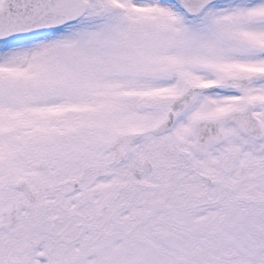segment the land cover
<instances>
[{"label":"snow or ice","instance_id":"6c2138e0","mask_svg":"<svg viewBox=\"0 0 264 264\" xmlns=\"http://www.w3.org/2000/svg\"><path fill=\"white\" fill-rule=\"evenodd\" d=\"M0 264H264V0H0Z\"/></svg>","mask_w":264,"mask_h":264}]
</instances>
